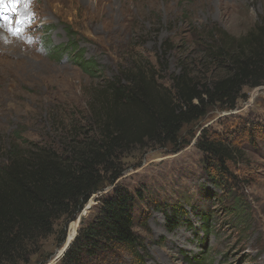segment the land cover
I'll list each match as a JSON object with an SVG mask.
<instances>
[{
	"label": "rangeland",
	"instance_id": "obj_1",
	"mask_svg": "<svg viewBox=\"0 0 264 264\" xmlns=\"http://www.w3.org/2000/svg\"><path fill=\"white\" fill-rule=\"evenodd\" d=\"M2 22L0 159L16 131L62 149L82 138L92 94L123 66L148 59L167 73L185 66L207 83L226 76L215 59L218 47L264 24V0H30L27 6L20 0L4 9ZM66 24L85 58L99 65L100 78L66 53ZM60 47L64 57L54 53ZM203 129L234 151L223 185L211 180L213 166L196 146ZM186 138L191 142L177 153L146 144L122 155L116 183L94 195L76 220L57 221L21 264H59L68 240L99 214L116 185L145 191L135 213L139 245L88 264H264V85L244 87L235 108L211 110ZM167 215L178 222L174 229Z\"/></svg>",
	"mask_w": 264,
	"mask_h": 264
},
{
	"label": "trees",
	"instance_id": "obj_2",
	"mask_svg": "<svg viewBox=\"0 0 264 264\" xmlns=\"http://www.w3.org/2000/svg\"><path fill=\"white\" fill-rule=\"evenodd\" d=\"M64 28L69 36L66 53H73V62L89 77L100 78L99 65L85 58L77 33L69 24ZM60 48L54 53L64 57ZM218 51L215 59L228 71L208 83L185 66L172 73L148 59L123 66L92 94L83 137H72L63 149L60 142L22 139L16 131L0 159V264L28 262L41 240L55 232L57 221L76 220L94 195L123 175L118 166L122 155L146 144L177 153L191 142L186 138L189 128L211 110L233 109L244 87L264 85V24L240 40L220 43ZM217 136L203 129L196 146L213 166L211 180L223 185L234 151ZM144 192L116 185L111 196L101 199L99 214L79 229L59 264H88L116 248L139 245L135 213ZM167 217L174 229L178 222Z\"/></svg>",
	"mask_w": 264,
	"mask_h": 264
},
{
	"label": "snow or ice",
	"instance_id": "obj_3",
	"mask_svg": "<svg viewBox=\"0 0 264 264\" xmlns=\"http://www.w3.org/2000/svg\"><path fill=\"white\" fill-rule=\"evenodd\" d=\"M20 3V0H0V8H7L9 4H12L13 6H16ZM26 6L28 3H30V0H25ZM12 31V29H9Z\"/></svg>",
	"mask_w": 264,
	"mask_h": 264
},
{
	"label": "bare ground",
	"instance_id": "obj_4",
	"mask_svg": "<svg viewBox=\"0 0 264 264\" xmlns=\"http://www.w3.org/2000/svg\"><path fill=\"white\" fill-rule=\"evenodd\" d=\"M2 14H3V12H2V11H0V16H2Z\"/></svg>",
	"mask_w": 264,
	"mask_h": 264
},
{
	"label": "water",
	"instance_id": "obj_5",
	"mask_svg": "<svg viewBox=\"0 0 264 264\" xmlns=\"http://www.w3.org/2000/svg\"><path fill=\"white\" fill-rule=\"evenodd\" d=\"M69 245H70V243H69V240H68V247H69ZM68 247H67V248H68Z\"/></svg>",
	"mask_w": 264,
	"mask_h": 264
}]
</instances>
